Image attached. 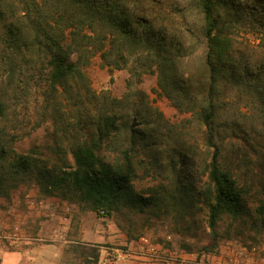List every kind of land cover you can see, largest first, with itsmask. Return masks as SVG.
<instances>
[{"label": "rangeland", "instance_id": "rangeland-1", "mask_svg": "<svg viewBox=\"0 0 264 264\" xmlns=\"http://www.w3.org/2000/svg\"><path fill=\"white\" fill-rule=\"evenodd\" d=\"M233 1L238 17L244 16L246 20L241 18L230 32L232 53L248 59L252 65L264 64V0ZM132 5L136 12L149 15L169 38H178L184 45L177 71L190 78L188 92L196 106L204 97L207 83L202 15L196 8V0H132ZM5 23L0 19V95L6 108L0 131L7 137H18L12 146L17 153L34 150L39 167L58 170L65 157L72 162L71 148L90 139L94 122L105 113H117L123 123V131L103 144L101 153L110 162L119 160L121 150L129 145L130 135L123 127L126 123H133L135 117L137 121L146 120L149 133L137 140L134 161L138 177L133 183L135 193L151 198L149 203L137 206L127 203L110 218L98 216L79 208L69 189L51 196L42 194L36 168L33 173L14 178L11 188L15 189L10 197L0 198V233L7 234L14 226H21L22 237L13 245L38 236L39 243L63 245L64 255L59 264H79V254L70 245L83 244L78 238L80 231L92 228L112 236L113 244L107 245L111 260L122 249L138 256L143 237L162 247L166 256L161 263L171 262L173 256L174 262L180 264L189 254L193 262L184 264H204L209 258L228 252L246 261L264 258V212L260 214L258 210L260 201H264V110L258 101L247 106L242 100L227 98L222 105L226 108L223 121L238 119L244 123L241 131L222 132L220 145L222 161L235 169L241 185L251 188L247 197L249 214L244 220L221 221L218 245L214 252H206L204 247L212 245L213 240L205 205L200 200L193 205L184 204L178 190V182L185 181L183 175L201 170L211 156L206 129L191 110L193 103L177 100L180 107L175 106L159 88L157 74L143 75L129 89V71L104 67L99 54L84 68L90 92L80 87L69 93H62L61 89L51 92L45 77L36 73L38 66L34 61L27 62L12 54L5 41ZM20 63L26 71L21 74L16 67ZM55 235L58 240L50 237ZM2 241L12 243L4 238Z\"/></svg>", "mask_w": 264, "mask_h": 264}, {"label": "trees", "instance_id": "trees-1", "mask_svg": "<svg viewBox=\"0 0 264 264\" xmlns=\"http://www.w3.org/2000/svg\"><path fill=\"white\" fill-rule=\"evenodd\" d=\"M196 8L202 15L207 77L204 97L196 106L188 92L190 78L177 71L184 45L178 38H169L149 15L136 12L132 0H0V19L6 21L5 41L12 54L27 62L34 61L38 66L36 73L45 77L51 92L61 89L62 93H69L74 87L90 92L84 68L99 54L104 67L129 71V89L143 75L157 74L159 88L175 106L180 107L177 100L193 103L191 110L206 129L211 156L201 170L183 175L185 181L178 182V190L184 204L193 205L196 200L204 203L213 240L204 251L214 252L221 221L246 219L247 197L251 193L249 186L239 183L235 169L222 161V132L235 133L244 125L238 119L223 121L226 108L222 105L227 98L242 100L247 106L256 100L264 110V64L252 65L248 59L232 53L230 32L242 19L246 20L244 16L238 17L235 1L196 0ZM16 67L20 74L26 72L21 63ZM5 114L0 95V122ZM137 119L123 126L130 135L129 145L121 150L116 162L108 161L101 150L106 141L123 131V123L117 113H105L94 122L90 139L71 148L72 162L65 157L58 170L39 167L34 150L17 153L12 146L18 137H7L0 131V198L10 197L15 189L11 188L14 178L39 168L37 184L42 194L51 196L69 189L79 208L98 216L110 218L127 203H149L151 198L134 191L133 183L138 177L134 161L137 140L149 134L147 121ZM183 169L184 165L180 171ZM258 210L260 214L264 212V201H260ZM70 246L79 254V264H107L111 260L109 255L102 261L97 246Z\"/></svg>", "mask_w": 264, "mask_h": 264}, {"label": "crops", "instance_id": "crops-1", "mask_svg": "<svg viewBox=\"0 0 264 264\" xmlns=\"http://www.w3.org/2000/svg\"><path fill=\"white\" fill-rule=\"evenodd\" d=\"M41 236V233H38ZM52 240H58L59 236H50ZM63 236L61 235L60 238ZM70 239L73 238L69 234ZM76 237V236H75ZM77 238V237H76ZM78 238L83 244L97 246L101 249V260L104 261L111 254L108 251V244L112 243V236L106 235L104 232H97L94 229L81 230ZM40 237L34 236L27 241L13 245V243L3 242L0 238V264H59L63 259L64 247L62 244H45L39 243ZM64 242H68L67 240ZM71 242V241H69ZM113 244V243H112ZM114 247V246H113ZM107 264H179L174 262L161 263L159 261L150 260L144 256L134 255L132 258L122 262H113L109 260ZM204 264H264V258L253 257L245 259L231 255L228 252L226 255L214 256L208 259Z\"/></svg>", "mask_w": 264, "mask_h": 264}, {"label": "built area", "instance_id": "built-area-1", "mask_svg": "<svg viewBox=\"0 0 264 264\" xmlns=\"http://www.w3.org/2000/svg\"><path fill=\"white\" fill-rule=\"evenodd\" d=\"M34 204V202L32 203ZM43 202H40V205H42ZM67 211H69V208L66 209ZM66 219V218H65ZM21 226L20 225H16L13 227L12 231L7 233V234H1L0 233V238H4V239H8L9 241H11L12 243L16 240H20L21 239ZM141 253L139 254L140 256H144L150 260L153 261H160L161 259H163L166 255V253L162 250V247H160L159 245H153L149 242V240L146 237H143L141 240ZM117 251V250H115ZM135 254H132L130 252H127V250H121V251H117L116 253H114V255L112 256V260L115 261H126L127 259H130L134 256ZM138 255V256H139ZM205 256V255H203ZM174 257L171 256V262L175 261L173 259ZM193 262V259L190 258V255H185V258L182 260V263L180 264H184L185 262ZM175 263V262H174Z\"/></svg>", "mask_w": 264, "mask_h": 264}]
</instances>
